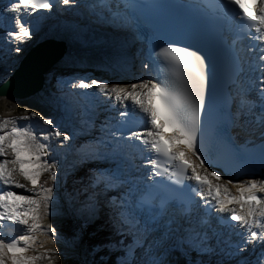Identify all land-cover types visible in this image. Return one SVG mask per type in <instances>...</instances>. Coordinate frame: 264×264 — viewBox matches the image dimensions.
<instances>
[{"label":"snow or ice","instance_id":"1","mask_svg":"<svg viewBox=\"0 0 264 264\" xmlns=\"http://www.w3.org/2000/svg\"><path fill=\"white\" fill-rule=\"evenodd\" d=\"M58 2L64 6L77 4V0ZM88 7L101 16L107 11L109 17L105 18L139 32L142 21L130 13L145 8L160 11L173 6L159 0L147 4L139 0H106ZM52 8V0H9L8 6L0 10L12 25L6 28L3 38L15 41L17 47L13 50L20 52L19 44L32 36L30 23L24 17ZM204 9L208 11L198 27L180 32L177 39L165 41V46L154 54L168 65L167 78L131 85L108 84L95 79L86 83L81 79L73 85L78 89L95 88L120 108V119L102 126L103 136L96 141L98 146L106 149V157L117 161V168L115 171H98L92 178L93 187L99 186L101 192L119 190L118 195L108 197L104 204L109 210L113 231L121 236L119 247L124 256L120 258V264H131L136 247H141L146 255L152 253L148 264H162L155 252L165 242H170V247L180 248L186 255L195 251L198 257H206L200 264H223L225 258L236 257H240L236 264H248L243 253L264 245V179L234 181L222 179L221 174L210 170L217 166L239 168L253 160L264 169V116L251 121L256 125L252 130H259L258 144H252L251 140L238 144L231 131L233 128L247 130L249 117L254 115L257 106L264 113V55L257 58L261 82L257 100L249 98V87H241L237 94H225L221 98L217 89V69L228 51L220 36L222 28H215L217 21L234 27L260 41L261 51H264V0H220L206 3ZM143 24L149 25L151 21L145 20ZM153 98L158 105L153 103ZM129 99L146 117L147 126L140 131H129L125 137L123 133L135 126V114L129 112L125 104ZM72 103L69 100L66 109L71 110ZM84 115H88L87 109ZM33 118H37L36 123L48 126L47 131H39V138ZM162 126L170 131L166 136L167 144L161 139L164 135ZM52 138H62L60 143L63 144L69 141L70 135L62 132L51 118L36 111L19 118H0V184L5 186L0 189V225L8 221L24 226L22 234L15 238L0 237V264H38L39 261L53 264L57 255L55 247L37 251L33 235L34 232L50 233L49 239L54 240L56 234L51 224L40 223L42 216L51 214L53 199L51 184L40 183V175L48 171L51 181L57 173L56 160L48 163L46 159L49 144L42 142ZM134 141H139L153 154L146 161L151 165L148 182L136 183L134 178H121L119 164L128 156L125 149L142 151ZM248 144H252L251 150ZM9 150L11 159L3 158ZM17 174L31 187L19 183L15 179ZM8 186L24 189L32 195L19 194ZM74 199L72 195L68 196L69 211H79L74 209ZM89 199L91 217L95 215L98 201L95 194ZM225 233L238 239L234 242L230 236L227 241L221 239ZM126 235L132 237L127 245L123 243ZM106 246L116 247L113 244ZM31 252L35 254H29ZM261 257H264V248L255 264H264ZM189 264H192L191 260Z\"/></svg>","mask_w":264,"mask_h":264},{"label":"rangeland","instance_id":"2","mask_svg":"<svg viewBox=\"0 0 264 264\" xmlns=\"http://www.w3.org/2000/svg\"><path fill=\"white\" fill-rule=\"evenodd\" d=\"M2 31H5L3 26L1 27L0 32L3 33ZM3 41L4 40H2L1 44L3 43ZM4 47V56L6 60L0 62V83L5 80V77L7 78L9 76V62L7 61L10 58L13 59L14 55L13 44L11 42L7 41V43L4 44ZM7 47L9 48L7 49ZM20 49L22 50V48ZM82 73L83 72H74L73 74H77V77L75 79H79V76ZM98 73L99 72H97V70L90 69L86 77L89 80H98ZM68 76L69 74L66 75V73L63 72L62 85H64V82L69 79ZM98 78L101 79V77ZM115 81V79H112V82ZM71 83L74 85L76 82L72 81ZM126 84L129 85V82H126ZM57 87H48L49 90L45 89V91L41 94H38L35 99L26 102L15 103L0 98V118H19L25 115L26 113L30 115L31 112L36 111L45 118H51L55 124L59 125L60 130L62 132H65L70 135L69 141H65L63 144L60 143V140L62 138H52L50 141H42L44 143L49 144V156L46 157V159L48 160V163H52L53 159L56 160L57 173L56 177L51 181H49L48 179V171L42 172L40 175L39 182L45 184V186L51 184L53 189V199L50 202L51 214L48 217L42 216L40 223L51 224L52 227L55 229L56 234L54 240L49 239V237L51 236L50 233L47 235H43L40 232H34L33 235H35L36 237L35 247L37 251H43L53 247L57 249V255L53 258V264L57 259L60 258H64L74 254L83 255L81 246L78 244L77 235L74 236V241H69L64 237L65 235L63 236L60 233L61 231L58 227L60 225V222L64 220V217L66 216L84 222H91L92 220H94V216H89L90 208L89 204H86V200L81 202L82 205L79 208V211H69L68 196L72 195L75 198L73 201L74 209H78L75 208V206L79 204L78 197L80 196V190L83 188V186L81 185L83 179L88 176L89 170L93 172V177L97 174L98 171L101 170V165H92L89 169L90 165L95 161V159L92 158L93 156L90 157L86 150L88 151L92 149L93 146L97 145L96 141L100 138V133H103L101 130L102 126L101 128H97V124L99 123L96 120H94L96 123H91V121L86 120L87 118L89 119L88 116L82 115L81 117H79L76 111L72 112V110L66 109L65 106L59 107L58 103L53 102L54 97L56 98V95L61 94V92H59L57 89L56 95H53L52 92L55 91ZM66 88L69 87L66 86ZM106 101H110V99L107 98ZM110 112V109H108V111H105L104 113L102 112L101 116H103L104 114L106 115V118H110ZM33 121V126L37 129V137L39 138V131H47L48 126L43 125L42 122L36 123L35 121H37V118H33ZM21 123L26 122L22 121ZM88 139H90V142L88 141ZM3 158L11 159V151L9 150L7 157ZM104 168L105 171H109L108 166H105ZM80 171H83L85 173L83 174V177L81 176V174L80 177L76 175ZM16 177L19 183L24 184L26 187H31V185H29L23 177H20L19 174H17ZM124 178L125 177H123L122 179ZM83 185L86 186L87 184ZM91 191L94 192V188H92ZM16 192L24 195H32V193L26 192L24 189H16ZM98 192H100L101 195H107V197L116 196L119 194V190L117 192L116 189H109L107 192H105V194H103V192H101L100 190H98ZM109 193L111 195H109ZM101 199H104V197ZM262 248H264V245H261L260 248L258 247L252 251H248L247 253H243V256L247 258L248 264H255V260L259 256V253L261 252ZM157 251L158 249L156 250L155 254L157 253ZM29 254H35V252H31ZM188 254L189 257H187V261H184L182 264H189L190 260L192 264H198L202 259H206V257H198L195 251L188 252ZM150 255H152V253L146 255L144 254L143 249L141 247H137V252L135 254V259L133 260V262L135 264H148V258ZM238 259H240V257L226 259L223 264H236V261ZM261 259H264V257H261ZM38 264H47V261H39Z\"/></svg>","mask_w":264,"mask_h":264},{"label":"bare ground","instance_id":"3","mask_svg":"<svg viewBox=\"0 0 264 264\" xmlns=\"http://www.w3.org/2000/svg\"><path fill=\"white\" fill-rule=\"evenodd\" d=\"M61 10L64 11L63 9ZM63 16L64 18H62L61 21L57 24L56 30L51 29V33H52L51 35L53 38L55 37L59 38L60 36H62L64 39L68 38V41L73 44V47H68L64 55L57 62H55L54 65L47 71V74L45 75L44 88L45 87L54 88L58 86L59 84L58 80L60 77H62V74H63L62 70L64 67L70 65L71 63L70 58L73 57L74 54H76L75 56L82 66H88V67H91L92 69H96L97 72H99L98 77H101V80L109 81L111 79H115L117 83L122 84V83H125L124 80H125V77L127 76L128 80H135L136 81L135 84H139L140 81H146L143 78L142 73H147V72L141 70L140 66H137L136 58L132 59V67L127 71L126 68L123 66L122 62H120L118 59L117 52L120 48H115L113 46H110L109 48L101 47V44L104 43L106 39H111L115 43L120 44V45L122 44L123 41H126L127 47L126 49H124L123 52L125 54V61H127L126 59L127 52L131 48H133L135 44L134 36H132L131 38H128L127 36V38H125V34H124L125 30L119 28L115 23L106 25L104 23L99 22L98 19L91 20V19L69 17L65 15ZM47 34L48 33H44V35H47ZM99 39H101V41ZM37 40H39V37L37 38L33 37L31 41L26 43V48H23L17 54H20V53L23 54L25 49H28L30 45ZM133 56H135L134 52H133ZM18 57L19 56L17 55V58ZM17 58H13L9 60L8 74H10L12 70L15 68V65L17 63L16 62ZM83 74H86V73H83ZM153 76L158 78L160 77V74L156 73V74H153ZM67 85H69V88H66L64 85L59 86L58 88V89L66 88L65 90H67L66 91L67 94L61 93L58 96L62 97L64 101L71 100L73 102L72 106L74 107V104L76 101L83 99V95H81L82 93L78 88H73L72 83L67 84ZM44 88L41 90L42 92ZM41 91L35 94H32L28 97H24V98L1 97V96L0 98L8 100L10 102L11 101L15 102V103L26 102V101L35 99ZM138 91H145V90L139 89ZM71 96H75L77 98H72ZM56 98L54 97V100ZM103 105L105 107L110 106V104H106V103H103ZM100 122L102 123L103 121L100 120ZM107 124H108V121L105 123V125ZM139 148L142 151L133 150L135 152L136 160L139 157H143L144 155L145 149L143 148V145L139 144ZM86 152L88 151L86 150ZM129 158H130L129 160L131 161L134 159V157H130V156ZM134 163L138 167L140 164V161L138 163L137 161H135ZM132 173H133L132 175L135 176L134 172ZM136 174L138 178V174H139L138 170ZM222 178L229 179V177L227 176H223ZM231 179L234 181H244V182L247 181L246 179H255V180L264 179V171H261V173H258L257 176L255 177H248V178L244 177L238 180L234 178H231ZM109 195L111 194L109 193ZM187 257H189V254L187 255L185 254V256L183 257V261H187ZM162 262L168 264V261L166 260H163ZM171 264H182V263L176 260V261H172Z\"/></svg>","mask_w":264,"mask_h":264},{"label":"trees","instance_id":"4","mask_svg":"<svg viewBox=\"0 0 264 264\" xmlns=\"http://www.w3.org/2000/svg\"><path fill=\"white\" fill-rule=\"evenodd\" d=\"M80 174L83 175L84 172L80 171L76 175L80 176ZM80 193H83V190H80ZM100 222L103 223V221L84 222L68 216L64 217L58 227L60 233L71 241L77 235L83 255L74 254L60 258L55 261V264H120V258L124 253L117 251L118 239L107 234ZM103 225L109 227L105 223ZM109 244L116 247L109 248L106 246Z\"/></svg>","mask_w":264,"mask_h":264},{"label":"water","instance_id":"5","mask_svg":"<svg viewBox=\"0 0 264 264\" xmlns=\"http://www.w3.org/2000/svg\"><path fill=\"white\" fill-rule=\"evenodd\" d=\"M65 52L62 41L50 39L33 45L5 81L0 83V96L24 98L43 87L46 72Z\"/></svg>","mask_w":264,"mask_h":264}]
</instances>
